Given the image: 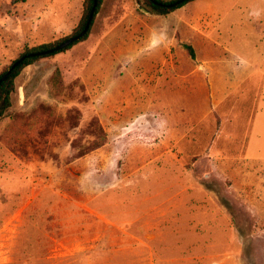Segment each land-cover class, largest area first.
<instances>
[{
	"label": "rangeland",
	"instance_id": "rangeland-1",
	"mask_svg": "<svg viewBox=\"0 0 264 264\" xmlns=\"http://www.w3.org/2000/svg\"><path fill=\"white\" fill-rule=\"evenodd\" d=\"M142 1L104 0L86 40L16 78L0 118V264H148L146 256L163 247L173 257L216 254L213 264H264V0L198 6L221 33L208 41H221L250 74L172 150L175 176L151 179L147 157L166 147L162 134L148 130L146 100L163 71L146 66L162 64L166 55L155 47L169 44L168 23L177 16L151 14ZM82 3L0 0V71L28 47L70 34ZM210 49H199V61L217 57ZM56 70L64 90L53 85ZM210 74L192 82L203 98ZM219 119L225 133L217 140ZM220 157L242 174L224 179L211 161ZM159 205L170 222L161 230L168 247L149 243L156 231L148 227L161 215L147 209ZM194 222L212 244L185 243Z\"/></svg>",
	"mask_w": 264,
	"mask_h": 264
},
{
	"label": "crops",
	"instance_id": "crops-1",
	"mask_svg": "<svg viewBox=\"0 0 264 264\" xmlns=\"http://www.w3.org/2000/svg\"><path fill=\"white\" fill-rule=\"evenodd\" d=\"M202 1L204 0H194L167 16H160L161 18L166 19V17L176 15L177 18L174 17V20L170 24L168 23L169 28L166 33V38L169 41V44L158 45L155 47V51H162V53L166 55L163 56L164 59L162 64L146 66L147 69H155L156 71L161 69L163 71L161 77L158 76L154 79V87L151 88L152 91L147 96L146 110L150 119H146L145 122L148 124V130L153 133L156 132L162 134V140L160 139V141H162L161 143L166 147V151L155 157L149 153L147 157L148 160L145 162V166L148 168L149 173L145 175L150 179L154 176L174 175L168 168H170V165L176 167L177 165H175L176 163L174 162L170 163V156L172 157V160H179V158L174 154L175 152H172V150L176 149V147H180V143L186 138V136L190 134L197 125L208 120L213 111H219L222 109L233 92L247 80L250 74L247 65H244L245 63L240 65L238 55L226 47L223 48L221 46L223 45L221 44V41H217L219 44L218 48L220 49H215V47L210 49L211 53L218 54L217 57L208 56L211 58V60L208 61H199L198 57L197 61L194 62L190 68L191 71L189 74L186 71L179 72L182 67L178 66L172 60V47L175 46L176 43L174 37L183 25L192 32L190 36L194 39L203 40L206 38L207 40H217L221 37L220 31L217 30V26L214 20L211 19V15L208 14V11L199 10L198 6ZM206 22L207 24H205ZM164 24L166 23L164 22ZM202 62L206 64H203ZM202 71H211L210 77H208V94L204 96L205 98H203L202 94L197 93L196 91L199 85H192V82L197 81L195 78L199 77ZM216 125L218 127V140L219 136H221L220 134L225 133L223 129L225 124L223 120L219 119L216 122ZM225 141L228 142V139L226 138ZM217 142L219 141H216V143ZM249 145L250 141L247 140V148H249ZM213 159L211 161L216 172L224 179L227 175L238 177L242 174L240 168L237 169L238 171H234V167L236 166L234 162L228 159H222L221 157L216 158L215 160ZM247 161L248 159H242L241 162L242 164H245ZM239 165L242 167L241 164ZM154 166L156 171L152 169ZM160 166L162 168H160ZM221 168L225 169L224 173L220 171ZM142 174L139 175L142 177ZM151 174L152 176H150ZM183 174L184 173L180 172L178 176H182ZM156 197L157 196L152 198ZM191 206L190 210L193 209V211H197L200 209V206L196 207L194 204ZM159 208H161L160 205L151 208L148 206L147 209V215H161L158 222H152L153 224L148 227L156 231L151 235L152 238L149 243L152 245L158 244L161 246H170L169 242H167L168 235L161 232V230H165L166 224L169 225L170 222L164 220L166 219L165 214L161 213ZM187 228L191 230L189 235L190 241L185 243L195 246L204 243H213L210 238L208 240L202 238V225H197V223L194 222L188 225ZM165 250L166 248L163 247L162 253L152 252L148 254L144 260L147 261L148 264H171L172 261L194 263L206 262L213 264L217 263L219 260V256L216 254H202L201 252H187L177 255V257H173L171 254L165 253Z\"/></svg>",
	"mask_w": 264,
	"mask_h": 264
},
{
	"label": "trees",
	"instance_id": "trees-1",
	"mask_svg": "<svg viewBox=\"0 0 264 264\" xmlns=\"http://www.w3.org/2000/svg\"><path fill=\"white\" fill-rule=\"evenodd\" d=\"M103 1L104 0H97V6L95 8L94 17L90 24L89 30L85 33V35L81 37L80 40L74 41L73 43L62 49H57V47L61 43L78 35L85 28L86 22L90 15V11L93 7L94 0H83L80 20L70 34L62 36L54 41L44 42L28 47L14 61L5 66L0 71L1 79L12 67L13 63L21 59L19 64L12 70L10 75L0 84V118H3L6 115L7 110L12 105L11 96L15 90V80L22 72V70L41 59L53 57L59 53L66 52L77 43L86 40L91 33L95 19L102 8ZM179 1L180 0H143L142 2L149 9V12L151 14L167 16L194 0H183L181 2ZM12 4H14V1H12ZM191 34L192 32H190V30L183 25L174 37V41L176 40V43L175 46L172 47V60L178 66L182 67L179 72L191 71L190 68L192 67L194 62L197 61L198 57H201L199 49L201 50L204 47L208 49L215 47V45L210 43L206 38H204L203 40L194 39L190 36ZM215 49L220 48L215 47ZM51 80L53 82V85L57 89H65V85L63 83L62 76L59 70L55 71Z\"/></svg>",
	"mask_w": 264,
	"mask_h": 264
},
{
	"label": "water",
	"instance_id": "water-1",
	"mask_svg": "<svg viewBox=\"0 0 264 264\" xmlns=\"http://www.w3.org/2000/svg\"><path fill=\"white\" fill-rule=\"evenodd\" d=\"M181 1H183V0H180L179 2H181ZM96 6H97V0H94L93 7H92V9L90 11V15H89V18H88V20L86 22L85 28L78 35H76V36H74V37H72V38L64 41L63 43H61L57 47V49H62L64 47L70 45L74 41L80 40L81 37L83 35H85V33L89 30L90 24H91V22L93 20ZM20 61H21V59H19L15 63H13L12 67L8 70V72L0 79V84L10 75V73L12 72V70L19 64Z\"/></svg>",
	"mask_w": 264,
	"mask_h": 264
}]
</instances>
